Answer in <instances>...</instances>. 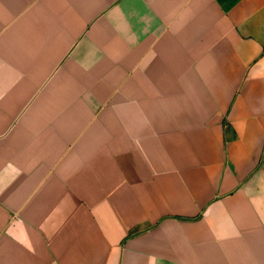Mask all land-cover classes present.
Masks as SVG:
<instances>
[{
  "label": "crops",
  "instance_id": "crops-1",
  "mask_svg": "<svg viewBox=\"0 0 264 264\" xmlns=\"http://www.w3.org/2000/svg\"><path fill=\"white\" fill-rule=\"evenodd\" d=\"M0 264H264V0H0Z\"/></svg>",
  "mask_w": 264,
  "mask_h": 264
}]
</instances>
